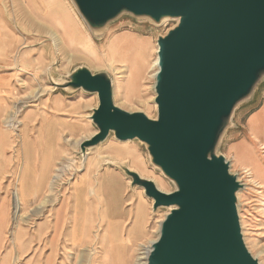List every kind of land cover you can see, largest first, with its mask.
Here are the masks:
<instances>
[{"label":"rangeland","instance_id":"1","mask_svg":"<svg viewBox=\"0 0 264 264\" xmlns=\"http://www.w3.org/2000/svg\"><path fill=\"white\" fill-rule=\"evenodd\" d=\"M177 24L123 13L93 30L73 0H0V264H147L170 209L155 211L124 169L165 194L177 187L138 139L111 133L83 154L81 145L99 132L91 118L100 101L66 85L80 69L104 74L116 107L156 120L158 40ZM263 102L264 76L237 105L216 149L244 185L237 195L241 230L259 264L264 187L238 153L264 137L247 124ZM262 162L251 167L264 173ZM105 181L119 192L117 202Z\"/></svg>","mask_w":264,"mask_h":264},{"label":"water","instance_id":"2","mask_svg":"<svg viewBox=\"0 0 264 264\" xmlns=\"http://www.w3.org/2000/svg\"><path fill=\"white\" fill-rule=\"evenodd\" d=\"M73 1L93 30L123 13L178 20L158 40L156 120L116 107L104 74L80 69L66 85L97 93L100 101L91 118L99 132L81 145L83 154L111 133L119 141L138 139L177 187L165 194L124 169L155 211L170 209L147 264H259L241 230L237 195L244 185L216 149L237 105L264 76V0Z\"/></svg>","mask_w":264,"mask_h":264},{"label":"bare ground","instance_id":"3","mask_svg":"<svg viewBox=\"0 0 264 264\" xmlns=\"http://www.w3.org/2000/svg\"><path fill=\"white\" fill-rule=\"evenodd\" d=\"M158 62H159V59L157 56L156 61H155L156 72H155L154 76H156V74L159 70ZM251 130L255 134H259L262 131L259 128H257V124H253L251 126ZM255 145H256L255 148L246 147V146L242 147V149L239 150L240 153H238V158L241 159L243 162H245V164H247V165H245V170L250 175L252 181L254 183L259 184L260 186L264 187V181H262L264 179V178H262V175L264 174L263 171L261 172V171H259V169H254L251 167L252 162H259V163L262 162V159H260V154L257 153L256 149L258 148L259 152L264 157V137H263V139L260 138L258 140V144H255ZM262 164H264V163L262 162ZM105 185H106V187L111 189V191L113 193V198L117 202V200L119 198V192L116 190L114 184L110 181H105ZM141 207H142V205H140L138 207L139 210Z\"/></svg>","mask_w":264,"mask_h":264},{"label":"crops","instance_id":"4","mask_svg":"<svg viewBox=\"0 0 264 264\" xmlns=\"http://www.w3.org/2000/svg\"><path fill=\"white\" fill-rule=\"evenodd\" d=\"M248 128L249 130H251V126L253 124H257V128H259L260 130H264V102L261 106V108H259V110H257L256 112H254L250 118L248 119ZM251 135L253 136V133L250 131ZM254 138V136H253ZM263 139V137H261Z\"/></svg>","mask_w":264,"mask_h":264}]
</instances>
